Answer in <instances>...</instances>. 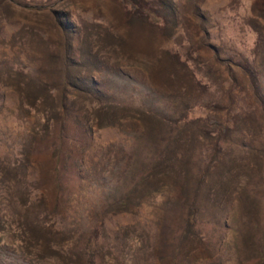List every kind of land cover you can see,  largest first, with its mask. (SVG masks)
<instances>
[{
	"label": "rangeland",
	"instance_id": "1",
	"mask_svg": "<svg viewBox=\"0 0 264 264\" xmlns=\"http://www.w3.org/2000/svg\"><path fill=\"white\" fill-rule=\"evenodd\" d=\"M0 264H264V0H0Z\"/></svg>",
	"mask_w": 264,
	"mask_h": 264
},
{
	"label": "trees",
	"instance_id": "2",
	"mask_svg": "<svg viewBox=\"0 0 264 264\" xmlns=\"http://www.w3.org/2000/svg\"><path fill=\"white\" fill-rule=\"evenodd\" d=\"M194 217H195V214H194V211L190 210L188 213H187V216H186V223L189 224L190 226H192L194 224ZM95 247H96V239H91L87 246L85 247V252L86 253H92L95 251Z\"/></svg>",
	"mask_w": 264,
	"mask_h": 264
}]
</instances>
